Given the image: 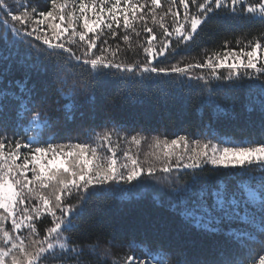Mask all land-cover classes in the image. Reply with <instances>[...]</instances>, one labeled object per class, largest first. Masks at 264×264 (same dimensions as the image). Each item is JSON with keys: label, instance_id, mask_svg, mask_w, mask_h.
I'll use <instances>...</instances> for the list:
<instances>
[{"label": "snow or ice", "instance_id": "6c2138e0", "mask_svg": "<svg viewBox=\"0 0 264 264\" xmlns=\"http://www.w3.org/2000/svg\"><path fill=\"white\" fill-rule=\"evenodd\" d=\"M46 3L0 0L24 72L0 81V264H264V0ZM213 25L256 32L186 60ZM213 81L258 89L260 140L212 123L169 139L141 119L184 86L212 101Z\"/></svg>", "mask_w": 264, "mask_h": 264}, {"label": "trees", "instance_id": "16d2710c", "mask_svg": "<svg viewBox=\"0 0 264 264\" xmlns=\"http://www.w3.org/2000/svg\"><path fill=\"white\" fill-rule=\"evenodd\" d=\"M11 2L12 0H9V3ZM22 2L27 3V0H22ZM32 2L38 5L41 10L48 7L46 0H32ZM255 32V28L251 31L248 29L229 30L226 25H213L199 36L196 44L189 51L184 53V58L186 60L193 58L202 60L206 54L205 49L208 50V53L214 50H222L221 46L224 40L229 41V48L238 49L237 41L246 43L247 39L255 35ZM10 49L11 43L6 45L3 41H0V56L10 54L12 57L9 61H0V71L4 70L5 65L9 69L5 77H0V81L5 79L8 81L18 80L24 76V72L18 66L16 52H10ZM19 62H23L22 58ZM192 83L195 84L196 82ZM200 84L201 88L194 87L189 90L187 86H184L181 92H177L174 96L151 99L146 102L141 119L158 128L160 134L167 136L169 139L173 138L172 133L174 132L184 134L187 131L190 134H195L196 138L203 140L205 137L201 133L206 132L203 125L208 123L214 125L218 134L231 136L237 140L248 138L258 141L261 139L259 93L258 89L249 86L251 82L245 81L242 84L233 86L227 82L219 84V82L213 81L211 87H216L217 90L212 93V101L208 99V91L202 90L204 88L202 82ZM217 105H219L220 111L217 110ZM96 123H99V121H96ZM78 134L79 130L74 129L73 137L76 138ZM79 139L85 140L87 137L79 135ZM122 147L124 146L122 145ZM133 150L135 151V149ZM151 150L149 142L142 144L139 149L141 157ZM220 171L223 172V170ZM254 175L258 177L259 173L256 172ZM236 179H239V177H226L211 173L201 175V182L207 180L209 183L228 180L232 185L235 184ZM184 180L190 181L191 177L185 176ZM112 203L113 207L109 212V217L115 219L122 214L121 204L119 201ZM124 207L127 210L126 202ZM159 211L164 215H168L164 209H159ZM121 235L129 234H118V238ZM117 251L124 250L117 249Z\"/></svg>", "mask_w": 264, "mask_h": 264}]
</instances>
